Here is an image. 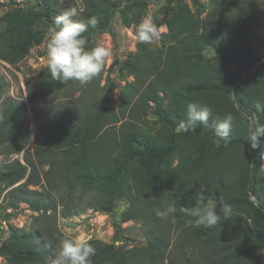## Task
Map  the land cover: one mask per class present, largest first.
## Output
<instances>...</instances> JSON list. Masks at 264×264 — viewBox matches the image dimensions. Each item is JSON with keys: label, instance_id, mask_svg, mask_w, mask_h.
Wrapping results in <instances>:
<instances>
[{"label": "trees", "instance_id": "16d2710c", "mask_svg": "<svg viewBox=\"0 0 264 264\" xmlns=\"http://www.w3.org/2000/svg\"><path fill=\"white\" fill-rule=\"evenodd\" d=\"M42 1L50 7L58 0ZM262 3L264 1L261 6ZM85 5L83 20L102 12L93 0H85ZM193 20L192 16H188L176 19L175 28L169 26L172 30L169 35L172 43L167 45L160 55L147 44L138 42L129 68L134 73L141 91L137 102L131 106V116L133 120L141 119L148 102L160 92H165L170 97H177L185 91L201 92L206 89L211 76V79L222 85L229 105L237 115L246 112L252 118V124L248 117H244L247 125L234 124L232 133L223 139V154L207 159L200 170H194V174L190 173L186 166L183 168L184 163L188 162L187 167L191 168L195 162L184 155L173 169L172 175L167 179L153 180L148 168L145 173L135 171L136 161L145 159L149 164L158 157H171L176 152L175 143L171 142L161 148L149 146L141 140L142 133L137 131L135 122L126 120L122 124L124 128L121 126L119 130L120 139L123 142L135 143L137 149L127 156L118 151L111 153L106 149L102 135L109 125L121 122L122 117L107 106L108 100H100L94 94L86 106L76 105L85 92H89L91 84L89 82L81 85L73 81L71 96L79 93L77 97L49 102L40 111L33 150L37 162L28 155L26 164L20 159H15L7 165L5 171L0 172V179L6 180L9 185L24 180L12 190L16 192L18 201L29 202L44 213L52 210L48 217L53 215L54 219L56 203L49 205L47 198L53 197L57 202L62 198L63 191L70 195L72 191L79 189L87 191L96 186L109 187V190L105 189L107 193L95 203L98 209L106 214L112 210L119 198H126L130 204L126 220L141 222L146 244L120 250L116 244V241L121 240L118 234L112 243L92 238L89 242L96 249L95 256L91 258L92 264H163L173 244L177 251L181 252L194 243L201 244L203 251L214 257L225 256L228 259L235 258L237 262L246 260L251 264L250 258L255 254V249L264 245L262 156L260 148H251L246 140L249 129L264 122V51L252 55L249 46H244L240 39L233 42L219 35L225 46L224 51L219 49L222 60H233L237 69L222 62L217 70L206 68L200 71L192 65L186 53H202L207 47L206 42L209 45L218 44L213 33L200 35ZM97 31V28L89 27L86 39L90 41ZM36 39L37 33L21 15L15 18L8 16L5 27L0 30V59L17 65ZM247 73L249 75L246 77ZM249 82L255 87L254 94L249 89L245 91L244 85ZM57 83L61 82L52 79L46 69L32 85L37 95L48 97V92L57 87ZM233 94L238 107L232 98ZM18 119L19 113L16 109L13 106L8 107L0 118V141L13 140L10 131L14 129L11 126L15 125ZM176 123L170 124L175 127ZM200 126H209L213 131L210 120L208 125ZM40 168L45 169L42 176ZM40 180L45 182L41 191L29 188L30 184L41 183ZM191 183L198 187L203 186L206 201H215L218 206L221 202L229 204L233 208V215L227 220L222 218L211 228L194 227L188 210L200 204L197 197L187 191ZM185 194H188L187 198ZM190 198L193 200L188 202ZM62 203L66 206L69 202ZM166 203L173 204L175 211L168 218L162 219L157 212ZM20 230L21 228H10V236L13 239L2 243L0 252L12 251L18 236L24 240L31 238V234ZM40 230L51 235V238L42 240L33 249L24 247V251L28 255L34 254L38 261L43 262L52 253L48 243L57 230L52 224ZM34 236L37 237V234ZM56 243L59 245L58 241ZM259 258L261 264H264V256Z\"/></svg>", "mask_w": 264, "mask_h": 264}, {"label": "rangeland", "instance_id": "374dc122", "mask_svg": "<svg viewBox=\"0 0 264 264\" xmlns=\"http://www.w3.org/2000/svg\"><path fill=\"white\" fill-rule=\"evenodd\" d=\"M262 1L264 0H93V3L100 6L102 12L96 16L100 21L95 27L98 31L90 41L86 39L85 48L90 49L98 44L105 45L111 48L112 55L108 58L102 73L90 82L89 92H85L76 105L86 106L94 94L100 100H108L107 106L113 108L122 117L121 122L113 123L105 129L102 136L106 149L111 153L118 151L123 156L137 149L135 143L123 142L120 139V127L124 128L122 124L129 120L135 122L137 131L142 133L141 140L144 143L147 142L149 146L161 148L171 142L177 146L176 152L171 157H158L149 164L145 159L136 161L135 171L145 173L148 168L153 180L167 179L172 175L173 169L184 155H187L191 161H195L191 168L187 167L188 162L183 164V168L186 166L189 172L194 174V170H200L202 165L206 164L207 159L223 154L224 150L221 146L225 141L216 137L209 126L201 127L198 124L195 128L190 127L187 131L179 133L175 130L179 125L176 122L184 121L188 104L196 102L209 106L214 116L222 117L225 114H232L234 124L247 125L244 117H248L252 124V118L246 112L237 115L230 107L222 85L211 79V76L206 89L198 93L185 91L177 97H170L165 92H160L156 98L148 102L141 119L133 120L131 106L137 102V96L141 91L134 73L129 68V62L135 56L139 42L136 38L135 27L146 15L153 18L155 24L162 30V38L154 44L147 45L160 55L162 50L172 43L169 36L172 30L169 26L175 28L176 19L192 16L199 34L213 33L218 44V46L209 45L206 42L207 47L202 53L195 55L186 53L192 65L200 71L206 68L217 70L223 62L226 66L237 69L233 60H222L219 49L224 51L225 46L219 35L233 42H238L240 39L244 42V46H249L252 55L264 51V3L261 6ZM73 6L81 9L78 19L83 20L85 0H58L50 7L42 0H0V30L5 27L8 16L15 18L21 15L23 20L37 33V39L30 45L28 53L17 65H11L0 59V118L10 106H13L19 113L16 124L11 126L15 131V133L10 131L13 134V140L0 141V172L5 171L7 165L15 159H20L26 164L28 155L34 162H37L38 159L34 156L33 150L40 111L49 102L66 101V99L79 95L76 93L71 96L73 81L57 83V87H52L53 89L48 92V97L37 95L32 85L33 81L47 69V34L54 17L64 9ZM83 36L87 38V32L83 33ZM248 75L249 73L246 77ZM244 88L245 91L249 89L251 93L255 90L251 82L245 83ZM256 90H258L257 87ZM232 98L237 106L235 94ZM169 122L176 123L175 127H172ZM260 126H264V122ZM261 156V169L264 173V155L261 154ZM185 161L188 160L185 159ZM44 170L40 168L41 176ZM40 181L41 183L38 184H30L29 188L41 191L45 182ZM23 182L24 180L9 185L6 180L0 179V226L4 225L3 218L11 217L13 219L11 227L21 228L20 231L31 234L28 240L18 236L14 241L12 251H1L0 264H52L58 249L56 241L59 244L65 229H70L76 236L99 238L108 243L113 242L112 235L118 234L121 240L116 241V244L120 250L146 244L141 222L134 219L126 220L130 204L124 197L119 198L112 210L107 212L109 217L101 229L95 226L96 216L105 214L98 209L95 203L107 193L105 189L109 190V187L96 186L87 191L79 189L72 191L70 195L63 191L62 198L57 202L53 197H48L49 205L56 203V218L54 219L53 215L48 217L49 213H39L35 216L25 212L26 209L40 210V208L32 206L29 202L17 200L16 192L12 190ZM187 191L197 197L201 207L209 201L204 199L203 186L198 187L191 183ZM187 196L188 194H185V198ZM192 200L190 198L188 202ZM62 201L69 203L64 206ZM27 204H31V208ZM39 204L42 206L41 203ZM119 207H123L122 212L114 211ZM8 208L14 209L13 215L7 213ZM90 209L97 212V215ZM83 213L87 215L86 220L75 219V215ZM109 222L112 229L109 228ZM22 223L23 227L15 225ZM48 224H52L58 232L56 231L54 239L52 238L48 243L52 253L41 262L34 254L28 255L24 247L33 249L42 240L51 238V235L44 234L40 230ZM2 228L0 227V246L3 242H10L13 239L10 232L5 234ZM108 230L112 232L110 237ZM34 234H37V237ZM174 245L163 264H248L246 260L237 262L235 258L209 255L210 253L203 251L204 248L198 243L184 248L181 250L182 253L178 252ZM259 256H264V245H259L255 249V254L250 258L251 264H261Z\"/></svg>", "mask_w": 264, "mask_h": 264}, {"label": "clouds", "instance_id": "9594fccd", "mask_svg": "<svg viewBox=\"0 0 264 264\" xmlns=\"http://www.w3.org/2000/svg\"><path fill=\"white\" fill-rule=\"evenodd\" d=\"M81 9L69 7L64 9L53 19L52 26L48 29L46 45V67L51 78L68 82L75 81L85 85L98 77L104 70L108 58L112 55L111 48L105 45H96L90 49L85 48L86 38L83 33L89 27L95 28L99 19L89 16L86 20L78 19ZM136 38L143 44H154L162 38V30L155 24L151 16L146 15L135 27ZM211 127L216 137L226 139L232 133L234 117L232 114L224 116L213 115V110L199 102L189 103L184 121L177 127L176 132L187 131L195 128L198 124ZM264 126L255 125L248 131L246 140L251 148L261 149L264 155ZM117 213L123 211V207L115 209ZM175 211L174 205H166L157 212L162 218H168ZM188 214L193 218L194 227L211 228L216 226L221 219H229L233 215V208L221 202L218 206L215 201L205 202V206H192ZM90 238L76 236L70 229H65L59 240L58 249L52 260V264H92L91 258L95 256L96 249L89 242Z\"/></svg>", "mask_w": 264, "mask_h": 264}, {"label": "built area", "instance_id": "2783aa9c", "mask_svg": "<svg viewBox=\"0 0 264 264\" xmlns=\"http://www.w3.org/2000/svg\"><path fill=\"white\" fill-rule=\"evenodd\" d=\"M29 207H30V205L29 204H27ZM31 208V207H30ZM8 210V212L7 213H9L10 215H13L12 213H14L15 211H14V209H7ZM6 210V211H7ZM25 212H27V213H29V214H32V215H35V216H38L39 215V213H44V211L41 209V210H38V209H26V211ZM51 212H52V210H48V212L47 213H49V214H51ZM94 213V212H93ZM21 216H19V218H20ZM87 215H85V214H80V215H75V219H78L79 221L81 220V221H84V220H86L87 218ZM3 218V217H2ZM3 220H4V225L3 226H0L1 228L2 227H4L5 229H3L2 228V230H4L5 231V234L6 233H9L10 232V227L12 226V222H13V219L11 218V217H9V218H3ZM21 221V220H20ZM15 225H18L19 227H23V223L20 225V224H15Z\"/></svg>", "mask_w": 264, "mask_h": 264}, {"label": "crops", "instance_id": "0c3cea01", "mask_svg": "<svg viewBox=\"0 0 264 264\" xmlns=\"http://www.w3.org/2000/svg\"><path fill=\"white\" fill-rule=\"evenodd\" d=\"M90 210H92V209H90ZM86 211V210H85ZM93 211V210H92ZM84 212V211H83ZM93 212H95V211H93ZM82 213V212H81ZM99 213V212H98ZM84 214V213H83ZM95 214L97 215V212H95ZM91 214H89V216H90ZM94 215V214H93ZM103 217V219H101ZM109 216H108V214H103V215H101V216H99V215H97L96 216V218H95V223H96V225L95 226H98V228H100L101 229V226H103V224H105V221L107 220V218H108ZM103 221V222H102ZM99 223V224H98ZM108 225L110 226L109 228L110 229H112L111 228V224H110V222L108 223ZM93 228V227H92ZM93 231V230H92ZM111 230H108V234H109V237L111 236ZM115 235L116 234H114V235H112V238H113V240H114V238H115ZM112 240V241H113Z\"/></svg>", "mask_w": 264, "mask_h": 264}]
</instances>
